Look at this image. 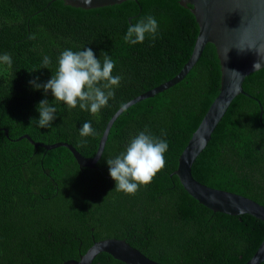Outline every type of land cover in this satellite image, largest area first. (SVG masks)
I'll use <instances>...</instances> for the list:
<instances>
[{
  "label": "trees",
  "instance_id": "1",
  "mask_svg": "<svg viewBox=\"0 0 264 264\" xmlns=\"http://www.w3.org/2000/svg\"><path fill=\"white\" fill-rule=\"evenodd\" d=\"M156 18L155 40L131 45L130 23ZM198 26L178 0H137L84 11L51 0H0V264L78 261L94 244L123 240L160 264H246L264 239V223L249 216L214 213L192 199L173 175L178 159L220 88L216 51L206 45L186 77L124 111L113 124L95 168H80L67 143L92 158L115 112L132 99L173 79L188 61ZM91 47L115 62L120 85L98 115L62 102L52 127L41 129L37 106L51 92L47 82L64 50ZM50 58L47 69L44 57ZM192 165L193 178L209 188L248 198L264 207V68L250 74ZM262 107L261 121L259 104ZM89 122L94 136L82 137ZM7 131V135H5ZM141 131L166 140V166L135 195L115 190L106 163L124 152ZM92 264H123L101 253ZM261 264H264L262 262Z\"/></svg>",
  "mask_w": 264,
  "mask_h": 264
},
{
  "label": "water",
  "instance_id": "2",
  "mask_svg": "<svg viewBox=\"0 0 264 264\" xmlns=\"http://www.w3.org/2000/svg\"><path fill=\"white\" fill-rule=\"evenodd\" d=\"M56 1L62 2L67 7L88 11L137 0H51V3ZM178 4L184 9H189L198 26V35L188 61L173 79L132 99L115 112L108 121L92 158H84L67 143L43 145L33 142L27 135L19 138L18 141L27 140L35 149L41 148L46 151L65 148L80 168H95L117 118L131 106L153 98L182 81L201 57L205 46L210 44L216 51L220 66L219 93L179 156L178 166L173 175L178 178L182 188L192 199L210 211L229 216L249 215L264 223L263 206L248 198L202 185L193 178L191 173L192 165L211 140L213 132L231 102L239 95L251 98L242 88L246 77L264 68V57H260L255 50L241 52L234 47L244 29H248L250 39L254 40L258 47L264 45V0H178ZM258 61H261V66L253 69V65ZM231 71H236L241 76H236ZM259 109V121H261L260 104ZM101 253L123 264H160L149 260L125 241L115 239L94 242L78 261L70 260L63 264H92L95 257ZM262 262H264V239L246 264Z\"/></svg>",
  "mask_w": 264,
  "mask_h": 264
},
{
  "label": "clouds",
  "instance_id": "3",
  "mask_svg": "<svg viewBox=\"0 0 264 264\" xmlns=\"http://www.w3.org/2000/svg\"><path fill=\"white\" fill-rule=\"evenodd\" d=\"M158 29L155 17L151 15L142 17L129 24L124 40L131 45L142 44L146 38L155 40ZM234 47L241 52L255 50L260 57H264V45L258 47L257 43L250 39L248 29L243 30L240 40ZM100 56L103 57L102 60L97 58L91 47L76 52L64 50L58 59L55 75L45 83H38V76L29 81L34 89H43L45 96L51 92L54 97L52 103L46 98L39 102L37 106L39 119L32 120L38 127L41 129L52 127L57 118V108L53 105L57 102H62L69 109L79 107L92 115H98L108 106L109 100L114 98V89L120 85L121 77L113 75L115 67L113 59L106 52H101ZM0 62L8 67L12 66V59L8 54L0 56ZM50 63V58L45 56L42 68L47 69ZM260 66L261 61H258L253 65V69ZM231 73L241 76L236 71ZM80 135L94 136L95 130L89 122H85L80 129ZM168 147L166 140L141 131L130 141L124 152L106 161L109 175L115 182V190L135 195L141 186L150 185L166 166L165 153Z\"/></svg>",
  "mask_w": 264,
  "mask_h": 264
}]
</instances>
